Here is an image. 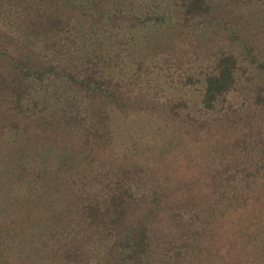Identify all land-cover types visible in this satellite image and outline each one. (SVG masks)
<instances>
[{"label": "trees", "instance_id": "obj_1", "mask_svg": "<svg viewBox=\"0 0 264 264\" xmlns=\"http://www.w3.org/2000/svg\"><path fill=\"white\" fill-rule=\"evenodd\" d=\"M0 264H264V0H0Z\"/></svg>", "mask_w": 264, "mask_h": 264}, {"label": "rangeland", "instance_id": "obj_2", "mask_svg": "<svg viewBox=\"0 0 264 264\" xmlns=\"http://www.w3.org/2000/svg\"><path fill=\"white\" fill-rule=\"evenodd\" d=\"M144 120L145 118L139 114H133L127 117L121 113L115 114L117 137L120 146L131 142L134 137H137V134L143 131ZM137 129L140 130L138 133Z\"/></svg>", "mask_w": 264, "mask_h": 264}]
</instances>
